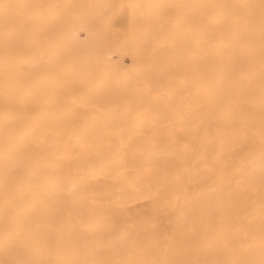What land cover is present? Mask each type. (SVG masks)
Returning a JSON list of instances; mask_svg holds the SVG:
<instances>
[{"label": "bare ground", "instance_id": "1", "mask_svg": "<svg viewBox=\"0 0 264 264\" xmlns=\"http://www.w3.org/2000/svg\"><path fill=\"white\" fill-rule=\"evenodd\" d=\"M36 1L40 0H0V197H2V200L0 199L2 206L0 205V207H3L1 208L4 210L3 212L6 211L4 207H10L13 211V216L12 214L10 216L9 209L7 211L9 216L4 215L5 217H3L2 215V218L0 217V244L13 243L10 248L4 245L6 249H38L43 253H49L52 249H56L59 257L56 258L58 260L55 262H60L59 264H264V0L189 1V3L193 2V7L189 10H194L195 22H193V26L190 23L192 21L189 19L188 25L190 23V27L194 28L195 38L193 40L195 39L196 46L193 42L192 44L196 47V52L200 54V57H196L198 63L195 66L197 70L194 80L195 91H193L195 96L191 97V102L185 100L186 103L184 102L185 104L180 106L181 103L177 101V97L165 96L163 95L164 92L163 94L160 93L159 96L162 94L165 97L163 99L164 103H160L158 99L159 104L162 105V109L165 108L170 114L165 111L166 113L164 115L160 113L158 118L161 119V116H163L168 121L159 119L156 122L147 120L139 123L140 120H137L132 125L127 123L124 126L122 124L121 128L116 126H114L116 128H105L103 126L99 129V132L105 135L99 137H90L86 134L83 136L84 133L95 132V130L88 129L90 125L70 129L67 124L57 120L61 114L59 111H53L52 107V109L46 108V111L45 109L42 110L45 112L40 111L42 113L36 111L33 107L36 88L49 84V82L46 84V79V81L39 79L35 82L38 77L35 74H39L33 71V68H36V66H33V63L35 64L33 62L34 51L35 53H41V50L38 49L46 43L45 37L48 35V33L43 34V23L33 13V3ZM60 1H58V4L62 3ZM166 1L172 2L171 0ZM185 1L183 0V5L188 3V0ZM66 2L68 1L66 0ZM81 2L84 3L82 0ZM80 3L78 4L80 5ZM96 3L98 4V2ZM58 4L57 8L60 6ZM64 4L66 5V3ZM69 4L71 5L72 2H69ZM53 5H56L55 2ZM70 5L68 6L70 7ZM111 5L113 6L112 3ZM176 5L178 6V4ZM179 5L183 7L182 3ZM186 5L185 8L188 9L189 6ZM68 6L58 8V10L62 13ZM101 6L104 7V5ZM173 6H175L174 2ZM173 6H170L171 11ZM180 6L176 9H179ZM71 8V11H73V7ZM161 8V6L158 8L159 12ZM155 9L154 14H156ZM187 9L184 12L188 11ZM46 12L45 10L44 13ZM159 12L157 14H160ZM48 16L47 13L46 17ZM155 16L151 18L155 19ZM173 16L175 15L173 14ZM162 17L160 15V18ZM151 18H148L147 21L151 20L150 22L153 23L154 20L152 21ZM188 18H193V14L192 17ZM87 20L85 19V22ZM99 21L97 20L98 23H96L101 24V21ZM183 21L185 22V18ZM78 22L83 23L82 25L85 27L83 21ZM158 22L160 21L155 22V25ZM166 23L168 25V22ZM100 24L99 30H101L100 28L104 23ZM146 24L148 29L149 23ZM145 25L143 24L141 27ZM49 26H51V23ZM78 26V28H82L81 25ZM141 27L139 28L140 31L144 32V28L141 29ZM55 28L52 30H56V33L53 32L54 34H58L62 30ZM117 28L119 29L118 26ZM180 30V28L176 30L177 33ZM96 31L94 32L97 35L98 30ZM191 31L193 34V30ZM105 32L109 38H107V41L111 40L110 31L109 35L107 31ZM54 34L53 36H55ZM91 34H93L92 31ZM130 34L132 33L130 32ZM153 35L157 37V34ZM66 37H68V34L63 39ZM112 37L114 36L112 35ZM37 38L39 41L43 40V44L37 50H33ZM59 38H62L61 35H59ZM68 38L74 39L70 36ZM187 38L188 35L186 34V38L185 36L179 37L178 41ZM50 39L49 43L58 38L55 36L52 41ZM92 40L94 41V39ZM188 40L187 43L190 41ZM86 41H88L86 38L85 41L82 40V42L88 44L89 42ZM74 42L79 46L82 44V42L78 44L77 39ZM85 44L84 47H86ZM114 46L116 47V44H113ZM72 48L70 47L69 50L71 51ZM75 48L79 50L78 47ZM85 50L86 48H82L83 53ZM40 53L39 56L42 55ZM80 53H82L81 47ZM80 53L77 59H82L79 58L83 57L80 56ZM85 53L84 58L86 59L88 51L86 50ZM72 54L70 53V56H74V52ZM96 54L98 53H94L93 56ZM51 55L52 53H50ZM76 55L77 53H75ZM176 55L179 56V54ZM60 56L59 59L65 62L66 55L63 56L65 59H62L61 53ZM70 58L71 61L72 58ZM89 58V64L93 60L95 61L94 58ZM113 58L114 63L120 62L119 57ZM39 59H41V56ZM53 59L51 58L54 62L56 56ZM48 60L46 57V63L49 62ZM110 61L112 60L110 59ZM68 62L66 60V63ZM101 62L99 61V63ZM99 63L98 65H100ZM45 65L43 66L45 67ZM83 66H81V69ZM44 67L43 69H45ZM47 67L49 68V64ZM47 67L45 70L48 72ZM175 68L174 70L171 69L173 74ZM119 69L122 70L123 68ZM91 71H89L90 74ZM98 71L100 73V70ZM123 71L126 72V70ZM146 71L144 70L143 74ZM121 73L117 74L118 78H121V76L123 78ZM152 73L150 70V74ZM170 73H168V76ZM58 74L53 77L58 78ZM103 74L101 77H103ZM134 74L139 76L135 71ZM154 74L151 76L156 77ZM160 75L163 77V72ZM85 77V79L82 77L83 81L87 79L88 75ZM128 77L132 78V74L127 75V79ZM182 77L184 78V76ZM122 78L121 80L125 77ZM154 78L152 81L155 84L156 81L154 80H158V78ZM74 79V83L79 80L73 77ZM88 79L86 84L93 85L90 84V80L87 83ZM135 80L138 81L137 78H134V82ZM173 80L175 81V79ZM142 81L145 84L148 82ZM163 81L165 80L163 79ZM187 81L189 80H183L184 84ZM120 82V85L117 83V86L113 85L115 86L114 88L112 86L113 89L108 87L110 88L109 94L117 88L116 91L114 90L116 94L114 96L117 99L120 97L119 95L123 94H119V91H123L118 90V86H121L122 89V82ZM95 84L97 85L96 82ZM174 84L176 83L173 82L172 85ZM65 85L67 86V83ZM76 85L78 87V84ZM185 85L188 87L187 84ZM48 86L52 88V85L49 84ZM147 86L145 85L143 88ZM177 86L180 87V85ZM135 87L139 88L140 86L134 85L132 90L137 89ZM176 87H173V89ZM70 89L64 91L62 89V91L59 90L61 92H58L62 94V92L71 91ZM176 89L173 91H176ZM73 90L79 91L78 89ZM182 90L184 91V89ZM80 91V93H83L82 96L88 95L87 93L85 95V91ZM106 91L104 94L107 93ZM169 91L172 92L171 90L167 92L169 93ZM183 91L181 92L183 93ZM189 91L185 90V94ZM68 92L66 94L70 93L69 96H72L73 93ZM93 92L92 90L91 96H93ZM128 92H125L126 96H128L127 94L130 96L134 94V91H132L133 94ZM157 92L159 93V90L154 93L157 94ZM135 93L138 92L135 91ZM182 93L180 94L182 95ZM38 94L41 95L37 92V96ZM180 94L178 93V95ZM44 95L46 94L43 93ZM98 96L101 95L97 94L96 97L98 98ZM112 96L113 93L108 97L112 98ZM94 97L88 99L93 102L94 99H97ZM59 100L61 99L56 101ZM73 100L76 101V99ZM103 100L105 101V99H102L100 103ZM41 102L45 101L41 100ZM107 102L104 103L107 104ZM76 103L74 104L76 105ZM78 104L82 105L79 102ZM131 106L135 107L133 104L123 107L125 110H130ZM153 106L151 107L153 108ZM56 108L58 107L56 106L55 110ZM120 108L121 106H119L118 111H116L117 109L114 111L121 114L119 113ZM159 109H161V106ZM181 110L185 112L190 110V116L188 113V115L185 113V116L190 117L191 120H181L180 118L184 117ZM148 113L146 115L145 113L133 114L131 112L136 119L149 117ZM105 115L107 117V114L103 116L105 117ZM67 116L69 115L67 114ZM103 116L101 113V119L104 118ZM112 116L109 115V118L116 119L118 115L116 117ZM156 116L153 115V119H156ZM120 117L122 120L123 115ZM171 117H175V120L178 117L181 121H174ZM81 118L77 119L79 123L91 125L96 123L110 124L106 122L109 118H106L107 120L104 118L105 122H98L94 119L93 121L84 122L85 119ZM69 119L71 120V118ZM80 119L82 122H80ZM147 123L149 126L152 124V127H154L150 130L142 128ZM155 132L166 134V136L160 137L161 134H159V137L144 136V134ZM132 133L143 134V136H131ZM187 133L188 136H181V134ZM42 134L45 135L42 136ZM50 134L53 136H49ZM95 134L93 133V135ZM15 171H19L21 174H16ZM22 179L23 182L19 183L18 181ZM132 202H145L151 204L152 207L147 208L145 206L147 212H149V216L145 215L147 218L141 217L143 220H137L136 218L133 220L134 216H132V219L128 215L127 219L132 220L125 223L127 219L124 220L118 217L117 214H128L130 208L125 205ZM65 203L74 206L72 205L73 207L70 209V207L67 208ZM63 204L66 209L72 210V213L71 216L69 212L65 218L63 216L59 219L57 215L61 209L60 206ZM106 204H115L118 207L107 208L102 206ZM140 207L135 208L136 213L137 208L139 210ZM66 209L64 211L68 213ZM142 211L140 209L139 212ZM131 212L133 211L131 210ZM137 214L142 215L141 213ZM60 249H66V251ZM67 249H73L74 252L70 250L73 255L66 254ZM99 249H106L104 256L95 255L99 252ZM19 250H15V252H19ZM15 252L12 253L15 254ZM92 252L95 253L94 258L87 259L86 253H90L92 256ZM7 254L8 252L4 255ZM21 255L25 259L24 254ZM14 256H10V258ZM33 257L32 259H34ZM50 257L53 258V256ZM36 258H39V260H33V264H47L49 262L46 260L43 262V258L41 257L42 260H40V256H36ZM14 260L12 261L14 262ZM52 260L50 261L52 262ZM51 262L48 264H52Z\"/></svg>", "mask_w": 264, "mask_h": 264}, {"label": "rangeland", "instance_id": "2", "mask_svg": "<svg viewBox=\"0 0 264 264\" xmlns=\"http://www.w3.org/2000/svg\"><path fill=\"white\" fill-rule=\"evenodd\" d=\"M52 1V0H51ZM50 0H40V1H36V2H34L33 3V13H35V16L37 17V18H39L40 20H41V23H43V34L44 33H48V35H47V37H45L46 38V43H44V45L46 46H44V45H42L43 44V40L42 41H39V39L37 40V39H35V40H37L36 42H35V40L33 41V44H34V42L36 43V44H34L33 45V47H35V48H33V50H37L41 45V47H40V49H38L39 51L41 50V53L40 54H42V55H40L41 56V59L43 60V61H40L41 59H39L40 58V56H39V53H35V51H34V56H33V62H35V64L33 63V66L35 67L36 66V68L34 69L33 68V71H35L37 74H39V75H36L35 74V76H38L36 79H35V82L36 81H38L39 79L41 80V79H43V80H47V83L46 84H48V82H49V84L50 85H52V88H51V86H48V85H41V86H39V87H37L36 89V93H35V96H34V99H35V97L37 96V92H39V93H41V95L40 94H38V96L37 97H39V98H37L36 97V99L34 100L33 99V107H34V109L36 110V111H38V112H40V111H42V110H44L45 109V111H46V108H53L54 110L53 111H59V113L61 114V116H59V118L57 119V120H60L61 121V123H65V124H67V127H69L70 129H76L77 127H82V126H85V125H90V127L88 128V129H90V130H95V132H90V133H84V135L83 136H85V134L86 135H88V136H90V137H96V136H104L102 133H100L99 132V129L100 128H103V126L105 127V128H111V127H113V128H116V127H120L122 124L124 125V126H126L127 125V123H130L131 125L133 124V122H135V121H137V120H140L139 121V123H142V122H146L147 120H149L150 122L151 121H153V122H156L157 120H159L160 118H158V117H160V113H161V115L163 114H165L166 112H168L169 113V111H167V110H165V108L164 109H162V105L161 104H159V101H158V99L160 100V103H164V97L165 96H167V95H170V96H175V97H177L176 99H177V101H179V103H181V104H179L180 106L182 105H184L185 103H186V101L185 100H188V101H190L191 102V97L194 95L195 96V94H194V92L193 91H195V77H196V67L195 66H197V63L198 62H196V61H198L197 59H196V57H200V54H198L197 52H196V45H195V39L193 40V38H195V32H194V28H192V26L190 27V25L192 24H194L193 22H195L194 21V17H195V15H194V10L192 9V11L191 10H189L190 8H192L193 7V2L191 3H189V1H191V0H188V3H186V4H188V5H186V6H189V8L187 9V7L185 8V5H183L184 4V2H183V0H171L172 2H167L166 0H92V1H88V0H82L84 3H82L81 2V0H71V1H69V0H67L68 2H66V0H53L52 2H51ZM57 1V2H56ZM58 1H60V2H62L61 4H58ZM111 1V2H110ZM185 1V0H184ZM44 2V3H43ZM55 2V4L56 5H53V3ZM59 2V3H60ZM69 2H72V4L71 5H73V6H71L70 4H69ZM82 4H81V3ZM87 2V4H85ZM93 2V4L91 5V3ZM96 2H98V4L96 3ZM128 2V3H127ZM134 2V3H133ZM173 2H174V4H175V6H173ZM185 2H187V0L185 1ZM64 3H66V5L64 4ZM74 3H76V5H74ZM78 3H80V5L78 4ZM97 4V6H96V4ZM111 3L113 4V6L111 5ZM131 5H130V4ZM180 3H182V5H183V7H181L179 4ZM47 4V5H46ZM57 4L58 5H60L58 8H61V7H66V6H68V5H70V7L68 6L66 9H68V10H70V11H68V10H63L62 11V13H61V11L60 10H58V8L56 7L57 6ZM99 4H100V7H99ZM109 4V5H108ZM176 4H178V6L176 5ZM192 4V6H190ZM86 5V6H85ZM101 5H104V7L103 6H101ZM106 5V6H105ZM111 5V6H110ZM121 5H122V8H121ZM173 6V8H172V11L170 10V6ZM78 6H80V7H78ZM96 6V7H95ZM110 6V7H109ZM160 6L163 8H161L160 9V12L158 11L159 9L158 8H160ZM180 6V8H182L183 9V11H182V9H181V11L180 12H178L179 11V9H176V8H178ZM71 7H73V11H71L72 10V8ZM92 7H93V9H92ZM98 7V8H97ZM164 7H167V8H164ZM169 7V8H168ZM46 8V9H45ZM70 8V9H69ZM75 8V9H74ZM78 8H80L79 10H78ZM95 8H97V9H99V10H97V9H95ZM154 8H156L155 10H156V14H154L153 12H155L154 11ZM174 8H175V10H174ZM185 8V9H184ZM52 9V10H51ZM53 9H54V12H53ZM63 9V8H62ZM82 9V10H81ZM84 9H87V10H84ZM96 11H95V10ZM119 9V10H118ZM188 10V11H185L184 12V10ZM47 11L46 13H44V11ZM50 10V11H49ZM75 10V11H74ZM117 10V11H116ZM170 10V11H169ZM130 11H131V14H130ZM167 11V12H166ZM53 12V13H52ZM116 14H115V13ZM138 12V13H137ZM145 12H146V14H145ZM160 13V14H157V13ZM163 12V13H162ZM165 12V13H164ZM47 13H48V17H46L47 16ZM97 13H98V15H97ZM100 13V14H99ZM150 13V14H149ZM175 15V16H173V14ZM185 13H189V14H186L185 15ZM112 14H114V15H112ZM166 14V15H165ZM181 14H183V15H181ZM192 14H193V18H188V17H192ZM46 15V16H45ZM89 15H90V17H89ZM101 15V16H100ZM110 15H112V16H110ZM132 15V16H131ZM154 15H156L155 16V19L157 20V21H160V22H158V23H156V25H155V22H157L155 19H152L151 17H153ZM158 15V16H157ZM160 15H161V17L162 18H160ZM165 15V16H164ZM181 17H180V16ZM191 15V16H190ZM39 16V17H38ZM99 16V17H98ZM171 16H173V18H171ZM179 16V17H178ZM50 17V18H49ZM86 17V18H85ZM89 17V18H88ZM96 17H98L99 19H101L100 21H101V24H103L104 23V25H102V28H100L101 30H99L98 28L99 27H101V26H99V24H97L98 22H97V20L99 21V19L98 18H96ZM102 17V18H101ZM110 17V18H109ZM157 17V18H156ZM158 17H159V20H158ZM43 18H44V20H43ZM87 18H88V20H87ZM92 20H91V19ZM151 18L152 19V21L154 20V22L152 23V22H148L147 20H149V19ZM180 18V19H179ZM184 18H185V22L183 21L184 20ZM187 18V19H186ZM85 19L87 20L86 22H85ZM103 19V20H102ZM108 19H110L109 21H108ZM130 19V20H129ZM142 19H143V21H142ZM177 19V20H176ZM191 20L192 22H190L189 23V25H188V20ZM53 20V21H52ZM62 20V21H61ZM70 20V21H69ZM73 20V21H72ZM172 20V21H171ZM180 20H181V22H180ZM43 21V22H42ZM49 21H50V23H51V26H49L50 25V23H49ZM52 21V22H51ZM71 21L73 22L72 24H71ZM78 21H83L84 22V26L85 27H83V23H80V22H78ZM99 21V22H100ZM128 21H130V22H128ZM168 22V25H167V23L166 22ZM175 21V22H174ZM46 22H48V23H46ZM97 22V23H96ZM103 22V23H102ZM107 22V23H106ZM109 22V23H108ZM133 22V23H132ZM143 22V23H142ZM58 23V24H57ZM80 23V24H79ZM130 23V24H129ZM146 23H149L148 25V29H147V24ZM177 25H175V24ZM177 23H179L180 25H178ZM46 24H48V25H46ZM53 24V25H52ZM100 24V25H101ZM143 24L146 26V28H144V27H141V26H143ZM186 24V25H185ZM41 25V24H40ZM55 25V26H54ZM78 25H81L80 27H82V28H78L79 26ZM97 25V26H96ZM111 27H109V26ZM158 25V26H157ZM185 25V26H184ZM42 26V25H41ZM47 26V27H46ZM53 26V27H52ZM94 26H96L95 28H96V30H98V33H97V35L95 34V32L94 31H96V30H94L95 28H94ZM116 26V27H115ZM117 26L119 27V29L117 28ZM151 26V27H150ZM155 26V27H154ZM179 26V27H178ZM194 26V25H193ZM56 27V28H55ZM77 27V28H76ZM112 27H115L114 29L112 28ZM141 27V29H143V31L144 32H141L140 31V28ZM168 27V28H167ZM173 27V28H172ZM175 27V28H174ZM47 28V29H46ZM58 29V30H60V29H62V30H60L59 32H58V30H57V32H58V34H54L53 32H55V31H52L53 29ZM94 28V29H93ZM103 28H104V30H103ZM109 28V29H108ZM157 28V29H156ZM181 29L178 33H177V31L176 30H178V29ZM76 29V30H75ZM121 29V30H120ZM156 29V30H155ZM159 29V30H158ZM174 31H173V30ZM50 32H49V31ZM66 30V31H65ZM86 30H87V35H86ZM102 30H103V32H102ZM126 30H128L126 33H125V31ZM171 30V31H170ZM191 30H193V34H192V31ZM77 31H78V33H77ZM91 31H92V33L96 36V37H98L97 39H96V37L93 35V34H91ZM105 31H107V33H108V35L110 34V37H111V40L113 41H111V40H109V41H107V36H106V32ZM109 31H110V33H109ZM117 31V32H116ZM146 31V32H145ZM173 31V32H172ZM182 31H183V33H182ZM190 31H191V34H190ZM61 32V33H60ZM97 32V31H96ZM114 32H116V33H114ZM129 32V33H128ZM130 32L132 33V34H130ZM172 32V33H171ZM51 33V34H50ZM56 36V38H58V39H54L55 41H53V42H50V43H52V44H50L49 43V39H50V41H52L53 40V38H55V36H53V34ZM56 33V32H55ZM63 33V34H62ZM100 33H102L101 35H100ZM112 33H114V34H112ZM151 33H153V34H157V37H154V36H156V35H153V34H151ZM190 35H189V34ZM67 34H68V37L70 36V37H73L74 39H70V38H68V37H66L65 39H63V37H65V36H67ZM98 34H99V36H98ZM129 34V35H128ZM150 34V35H149ZM174 34H177L176 36L174 35ZM179 34H180V36H179ZM184 34V35H183ZM186 34L188 35V38L187 39H189L190 40V36H191V40H193V41H189L188 43H190V44H188L187 43V39H182V40H184L183 42H180V41H182V40H180V41H178V39H179V37L181 38V37H184L185 36V38H186ZM59 35H61V37L62 38H59ZM79 37H78V36ZM112 35L114 36V37H112ZM117 35V36H116ZM149 35V36H148ZM86 36V37H85ZM148 36V37H147ZM153 36V37H152ZM83 37V38H82ZM126 37V38H125ZM128 37V38H127ZM152 38V40H151V38ZM178 37V38H177ZM48 38V39H47ZM85 38L88 40V41H86L88 44H85L84 42H82V40L83 41H85ZM113 38H115V39H113ZM123 38V39H122ZM153 38H155V39H153ZM76 39H77V43L79 44L80 42H82V44L84 43L85 44V46L86 47H84V44H83V46H82V44L79 46V45H77L74 41H76ZM92 39H94V41L92 40ZM109 39V38H108ZM122 39V40H121ZM158 39V40H157ZM40 40H41V38H40ZM79 40V41H78ZM91 40V41H90ZM139 40H142L141 42L139 41ZM160 40V41H159ZM56 41H57V43H56ZM115 41V42H114ZM117 41H120V42H117ZM143 41H144V43H143ZM152 41V42H151ZM185 41H186V43H185ZM40 42V43H39ZM59 42V43H58ZM63 42V43H62ZM90 42H92V44H90ZM141 43V44H139V43ZM160 42V43H159ZM164 43V45H163V43ZM192 42L194 43V45L195 46H193V44H192ZM49 43V44H48ZM72 43H74V44H72ZM182 43H183V45H182ZM58 44H60V45H58ZM113 44L115 45L116 44V47L114 46L113 47ZM192 44V45H191ZM73 45V46H72ZM74 45H75V47H78L79 48V50L77 49V48H75L74 47ZM60 46V47H59ZM68 46H69V48L71 47H74V48H72L71 49V51L69 50V48H68ZM156 48H155V47ZM160 46V47H159ZM185 46H188V47H185ZM68 49H67V48ZM80 47H81V52L82 53H80ZM113 47V48H112ZM82 48L83 49H85L86 48V50L88 51V53H87V55H88V57L85 59L84 58V56H85V52H86V50H85V52L83 53V51H82ZM114 48H116V49H114ZM65 49V50H64ZM129 49H130V51H129ZM62 50H64V51H62ZM67 50H69V51H67ZM107 50H109V51H107ZM116 52H114V51ZM127 52H126V51ZM44 51V52H43ZM57 53H56V52ZM171 51H173V52H171ZM53 52H54V54H53ZM72 52H74V56H72L73 54H72ZM80 53V56H83V57H79V58H82V59H77L78 57L77 56H79L78 54ZM91 52H93V54L94 53H98V54H96V55H94L93 56V54H91ZM44 53H47V54H44ZM50 53H52V55L50 56ZM56 53V54H55ZM60 53H61V55H62V59H65L63 56H65V57H67L66 58V60H67V62L68 63H66V60H65V62L64 61H62V60H60L59 58H61V56H60ZM68 53H69V55H68ZM70 53L72 54L71 56H70ZM75 53H77V55L75 56ZM101 53V54H100ZM120 53V54H119ZM128 53V54H127ZM184 53V54H183ZM36 54H37V56H36ZM64 54V55H63ZM83 54V55H82ZM90 54V55H89ZM116 54V55H115ZM137 54V55H136ZM139 54V55H138ZM176 54H179V56L178 55H176ZM183 54V55H182ZM45 57H44V56ZM48 55V56H47ZM92 55V56H91ZM109 55H110V57H109ZM117 55H118V57H119V59H120V62L118 61H116L115 60V62H117V63H114V58L113 57H115V58H118L117 57ZM120 55V56H119ZM135 55V56H134ZM55 56H56V59H55ZM96 56V57H95ZM122 56H125L124 58H121ZM140 56V57H139ZM177 56V58H175ZM184 56V57H183ZM46 57H47V60L50 58V60H48L49 62H47L46 63ZM72 59H71V58ZM94 58L95 59V61L93 62L92 61V63L91 64H89L90 62H89V60H88V58ZM101 57V59H102V62H101V59H99L98 60V58H100ZM181 57V58H180ZM51 58L54 60V62L51 60ZM58 58V59H57ZM69 58L71 59V61L69 60ZM89 58V59H90ZM103 58H105V59H103ZM113 58V59H112ZM137 58H138V60H137ZM180 58V59H179ZM110 59L112 60V61H110ZM119 59H117V60H119ZM35 60V61H34ZM40 62H39V61ZM57 60V62H55ZM87 60H88V62H87ZM105 60H106V63H105ZM110 61V62H108V61ZM135 60H137V61H135ZM162 60H164V61H162ZM36 61H37V63H36ZM61 61H62V63H61ZM76 61H78V62H76ZM85 61H86V63H85ZM98 61V62H97ZM99 61L101 62V63H99ZM134 61H135V64H134ZM178 61V62H177ZM194 61V62H193ZM52 62V63H51ZM60 62V63H59ZM72 62H73V64H72ZM84 62V63H83ZM108 62V63H107ZM46 65H45V64ZM57 63V64H56ZM98 63L100 64V65H98ZM110 63V64H109ZM113 63V64H112ZM177 63V64H176ZM45 65V67L43 66V65ZM48 64H49V68L47 67L48 66ZM50 64H52V65H50ZM63 64V65H62ZM69 64H70V67H69ZM88 65V66H85V65ZM115 64V65H114ZM118 64V65H117ZM40 67V65H41V67L40 68H37L38 66ZM55 65V66H54ZM60 65H62L61 67H60ZM65 65V66H64ZM67 65V66H66ZM84 65V66H83ZM105 65V66H104ZM107 65H108V67H107ZM131 67H130V66ZM134 65H135V67H134ZM136 65H137V67H136ZM81 66H83L82 67V69H81ZM117 66H119V68H123L122 70L121 69H119V68H117ZM43 67L46 69V67H47V69L49 70V71H51L50 73H48L47 72V70H45V69H43ZM63 67H66V68H64L63 69ZM94 67V69L92 70V68ZM99 69H98V68ZM133 67V68H132ZM176 67V68H175ZM60 68V69H59ZM78 68H80V69H78ZM85 68V69H84ZM150 68V69H149ZM174 68H175V71H174V74H173V70H174ZM41 69V70H40ZM61 69H62V71H61ZM100 70V73H101V71H103L102 73H104L103 74V77H101V75H102V73L100 74V73H98L99 71L98 70ZM119 69V70H118ZM129 70V72H128V70ZM133 69V70H132ZM171 69H173L172 71H171ZM45 70V71H44ZM79 70V71H78ZM92 70V71H91ZM123 70H126V72H124ZM144 70L146 71V75L145 74H143V72H144ZM150 70H151V73L152 72H154V73H152V74H150ZM154 70V71H153ZM42 71H44V73H42ZM82 71V72H81ZM89 71H91V74H90V72ZM96 71V72H95ZM134 71H135V73H137V74H139V76L138 75H135L134 74ZM176 71H177V73H176ZM181 73H180V72ZM34 72V73H35ZM41 72V73H40ZM45 72H46V74H45ZM58 74V72H59V74H58V78L57 77H53V76H57V74ZM77 72H79L78 73V75H76V73ZM122 72V73H121ZM162 72H163V77H162V75H160V74H162ZM166 72H168V73H170V72H172V73H170L169 74V76H168V73H166ZM108 73V74H107ZM119 73H121V75L123 74V78H122V76H121V78L124 80V82H123V80H121V78L119 79L117 76L119 75ZM148 73V74H147ZM88 75V77H89V79H88V77H87V79H88V82L87 83H89V80H90V84L92 83L93 85H88V84H86V81H87V79L86 80H84L83 81V79H82V77H84V79L86 78L85 76L86 75ZM99 74H100V76H99ZM116 74V75H115ZM118 74V75H117ZM129 74L131 75L132 74V78L131 77H128V79H127V75L129 76ZM156 75V77L155 76H151V75ZM159 74V75H158ZM115 75V76H114ZM150 75V76H149ZM164 75H166L167 77H165ZM175 75V76H174ZM77 76V77H76ZM80 76H81V78H80ZM134 76V77H133ZM141 76V77H140ZM147 76H149L150 77V80H149V77L147 78ZM161 76V77H160ZM174 76V77H173ZM180 76V77H179ZM182 76H184V78L182 77ZM61 79H60V78ZM73 77L74 78H77V79H79V80H76V82L74 83V81H75V79L73 80ZM113 78V80H112V78ZM140 77V78H139ZM155 77V78H154ZM166 79H165V78ZM93 78V79H92ZM101 78V80H99ZM115 78H118V79H115ZM130 78V79H129ZM134 78H137L138 79V81L137 80H135V82H134ZM153 78L154 79H156V78H158V80H154V81H156L155 82V84H154V82L152 81L153 80ZM171 78H172V80H171ZM48 79H51L50 81L48 80ZM64 79H66L65 81H64ZM67 79H68V81H67ZM70 79V80H69ZM72 79V80H71ZM115 79V80H114ZM144 80V81H148L146 84H145V82H143L142 80ZM160 79H162V81H163V79L165 80V81H160ZM173 79H175V81L173 80ZM45 80V81H46ZM98 80V81H97ZM112 80V81H111ZM117 80V81H116ZM122 82H120V81ZM126 80V81H125ZM170 80H171V82L173 81L174 83H176V84H174V85H172V83L170 82ZM183 80L185 81V80H189V81H187V82H185V84H187L188 85V87L184 84V82H183ZM62 81H64L63 83H62ZM113 81H115V82H113ZM151 81V82H150ZM69 82V83H68ZM95 82L97 83V85L95 84ZM111 82V83H110ZM119 82L122 84V89H121V86H118L119 88H118V90H123V91H119L120 93L119 94H121V93H123L122 95H119L118 94V92H117V96L119 97L118 99L117 98H115V96L114 95H116L115 94V91L117 90V88H115L114 90H112L115 86H117V84H119ZM157 82H159V83H157ZM170 82V83H169ZM190 84H189V83ZM65 83H67V86L65 85ZM101 85H100V84ZM115 83V84H114ZM117 83V84H116ZM169 83V84H168ZM76 84H78V87H77V85ZM165 84V85H164ZM192 84V85H191ZM62 85H64V86H62ZM113 85H115V86H113ZM120 85V84H119ZM134 85H138V87L139 88H137V87H135V88H137V89H135V90H132V89H134L133 87H134ZM145 85H148L146 88H143ZM170 85H172V86H170ZM176 85H180V87L182 86V88L180 89V87L179 86H177L176 87ZM185 85V86H184ZM190 85V86H189ZM194 85V86H193ZM44 86V87H43ZM62 86V87H61ZM68 87V88H66V87ZM73 86V87H72ZM92 88H94L95 89V87H98V88H96L95 90L94 89H92ZM94 86V87H93ZM102 86V87H101ZM112 86H113V88H112ZM143 86V87H142ZM193 86V87H192ZM60 88V89H58V91L59 90H61L62 91V89H63V91L66 89V90H68V89H70L71 91L73 90V89H75V90H79L78 92L77 91H69V92H71V93H73L72 94V96H69V92L68 91H65V92H62V94L61 93H59V92H61V91H56L57 89H55V88ZM105 87V88H104ZM108 87H110V88H112L111 90H112V93H113V96H112V98H114V99H112V98H109L108 96L109 95H112V93L111 94H109V92H110V88H108ZM173 87H176L175 89H176V91H173V90H175V89H173ZM187 89H186V88ZM33 88H35V87H33ZM73 88V89H72ZM80 88V89H79ZM86 89V90H88L87 92L84 90V89ZM102 88V89H101ZM91 89V90H90ZM182 89H184V91L182 90ZM194 89V90H193ZM80 90H82L83 92L85 91V95H86V93L91 97H89L88 95H86V96H82L83 95V93H80L81 91ZM89 90H90V92H89ZM92 90L95 92H93V96H91V93H92ZM106 90H108V91H106L107 93H105L106 94V96H105V94H104V92ZM134 91V94H133V92L132 91ZM139 90V91H138ZM159 90V93L157 92V94H155L154 92H156V91H158ZM162 90V91H161ZM164 90V91H163ZM166 90V91H165ZM168 90H171L172 92H170L169 91V93L167 92ZM183 91V93L180 91ZM185 90L186 91H188V90H190L188 93L186 92V94H185ZM132 92L131 94H133V95H129V94H127L128 96H126V93L125 92ZM135 91H137L138 93H135ZM161 91V92H160ZM66 92H68L69 94H66ZM77 92V93H76ZM128 92V93H129ZM154 94H153V93ZM163 92H164V94H163ZM176 92V94L174 95V93ZM43 93L44 94H46V95H44L43 96ZM90 93V94H89ZM143 93V95H141ZM160 93H162L163 95H165V96H163L162 94H161V96H159V94ZM166 93V94H165ZM178 93L180 94V93H182V95H184V96H186V95H188L187 97H182V95L180 94V95H178ZM82 94V95H81ZM98 94V95H101V96H98V98L96 97V95ZM107 94H108V96H107ZM153 95V97H152V95ZM189 94H190V98H189ZM61 95H62V97H61ZM80 95V96H79ZM157 95V96H156ZM47 96V97H46ZM95 96V97H94ZM116 96V97H117ZM144 96H146V97H144ZM58 98V99H61V100H64V101H61V100H59V101H56V100H58V99H56V98ZM92 97H94V98H97V99H94V100H96V101H94L93 100V102H92V100H90V99H92ZM101 97H103V98H100ZM133 97V98H132ZM156 97V98H155ZM42 98V99H41ZM69 98V99H68ZM72 98V99H71ZM85 98H90V99H85ZM110 100H109V99ZM143 98H147L148 99V101H147V99H143ZM152 98V99H151ZM47 99V100H46ZM66 99H68V100H66ZM73 99H76V101H74ZM86 100V101H84V100ZM102 99H105V101L107 102L108 100V102H107V104L106 103H104L105 101L103 100V105H101L102 103H100V101H102ZM108 99V100H107ZM113 101H112V100ZM134 99V100H133ZM182 99V100H181ZM38 100H40V101H38ZM41 100H43V101H45V102H41ZM49 100V101H48ZM66 100V101H65ZM72 100V101H71ZM77 100H78V102L79 103H81L82 105H84V106H82V105H80V104H78V102H77ZM97 100H98V102H97ZM136 100V101H135ZM153 100V101H152ZM155 100V101H154ZM157 100V101H156ZM53 101V102H52ZM54 101H56V102H54ZM138 101V102H137ZM36 102H38L37 104H36ZM77 102V103H76ZM90 102V103H89ZM96 102V103H95ZM110 102V103H109ZM121 102V103H120ZM151 102H152V105H151ZM154 102H156L155 104H154ZM185 102V103H184ZM49 103V104H48ZM53 103V104H52ZM74 103H76V105L74 104ZM100 103V104H99ZM125 103V104H124ZM133 104V106H135V107H132L131 106V109L130 110H125L124 109V107L123 106H126V105H132ZM158 103V104H157ZM89 104H91V105H88ZM92 104H93V106H92ZM99 104V105H98ZM87 105V106H86ZM153 106V108L151 107V106ZM161 106V109H159L160 108V106ZM58 107V108H56V110H55V107ZM92 106V107H91ZM119 106H121V108H120V110H119V113H121V114H118V112H115L114 110H116V111H118V109H119ZM158 106V107H157ZM164 106V105H163ZM97 107V108H96ZM51 108V109H52ZM61 108V109H60ZM63 108H66V109H63ZM70 108V109H69ZM99 108H100V110H99ZM158 108V109H157ZM112 109V110H111ZM75 110H77V111H75ZM110 111V112H106V111ZM159 110H160V112H159ZM45 111H42V112H45ZM73 111H75V112H73ZM80 111V112H79ZM87 112V113H85V112ZM91 112V113H89V112ZM121 111V112H120ZM166 111V112H165ZM42 112H40V113H42ZM84 112V113H83ZM95 112V113H94ZM96 112H98V113H96ZM100 112V113H99ZM103 112H106V113H103ZM131 112H133V114L134 113H145L146 115H147V112H149L148 114V116L149 117H145V118H140V119H136L132 114H131ZM151 112V113H150ZM163 112V113H162ZM101 113H102V116L104 115V114H107V117H106V115H105V119L106 118H109V115H113L114 116V114H115V116L114 117H116V115H118L117 117H116V119L115 118H109V120H105L104 118H102L101 119ZM110 113V114H109ZM114 113V114H113ZM157 114V116H156V114ZM181 113H182V115H184V117L182 116L180 119L182 120V119H190V117L188 118V116H185V113H186V115H188L189 114V116H190V114H191V111L189 110V111H187V112H185V111H183V110H181ZM188 113V114H187ZM67 114L69 115V116H67ZM88 114V115H87ZM170 114V113H169ZM93 115H95V117H93ZM97 115H99V116H97ZM121 115H123V117H122V120L120 119L121 117L120 116ZM153 115L154 116H156L155 118L156 119H153ZM159 115V116H158ZM112 116V117H113ZM127 116V117H126ZM130 116V117H129ZM67 117V118H66ZM80 117H82L81 119H85L84 120V122H86V121H93V119L94 120H96V121H103V122H107V123H110V124H98V123H96V124H93V125H91V124H84V123H79L78 122V120L77 119H79ZM99 117V118H98ZM119 117V118H118ZM126 119H125V118ZM163 116H161V119L160 120H165V121H168V119L166 120L164 117V119L162 118ZM187 117V118H186ZM63 118V119H62ZM66 118V121L64 120ZM68 118H71V120L69 119L68 120ZM174 121H177V120H180L178 117H177V120H175V117L173 118V117H171ZM35 119H37V117H35ZM80 119V122H82V120ZM115 119V120H114ZM119 119V120H118ZM64 120V121H63ZM75 120H77L76 122H75ZM145 120V121H144ZM170 120V119H169ZM180 120V121H181ZM191 120V119H190ZM149 121H148V123H149ZM132 122V123H131ZM125 123V124H124ZM148 123H147V125H148ZM70 125V126H69ZM143 126L142 128H145L146 130H150V128H153L152 127V124H150V126L148 125V126ZM114 126H116V127H114ZM122 127V126H121ZM120 127V128H121ZM129 127V126H128ZM163 127V126H162ZM148 128V129H147ZM156 128V127H155ZM93 133L95 134V135H93ZM159 134H161L160 135V137H163V136H166V134H162V133H148V134H144V136H150V137H159ZM40 135H41V133H40ZM45 135V134H44ZM43 134H42V136H44ZM116 135V134H115ZM114 135V136H115ZM143 136V134H138V133H132V135L131 136ZM189 134L187 133V134H181V136H188ZM49 136H53V135H49ZM107 136V135H106ZM19 171H15V173L16 174H21V172H19ZM25 173V172H24ZM19 183L20 182H23V179L22 180H19L18 181ZM0 199L2 200V197H0ZM0 200V205L2 206V201ZM4 201V200H3ZM70 203H65V205L67 206V208H69L70 207V209H72L71 207H73L74 205L73 204H70V206H68ZM73 205V206H72ZM118 205V204H117ZM66 206H64V204L63 205H61L60 207H61V209H60V211H59V213H58V215L57 216H59L58 218L59 219H61L63 216H64V218H65V216L66 215H68L69 214V212H70V216H71V213H72V210H69V209H66ZM99 207L101 206V205H98ZM102 206H104V207H107V208H116V207H118V206H116L115 204H106V205H102ZM115 206V207H114ZM119 206H121V205H119ZM126 207H128V208H130V210H129V213L127 214V213H124L123 215H122V213H120V214H117V213H114V214H117V216L118 217H120V218H123L124 220L125 219H127L128 218V215H129V217L130 218H132V216H134L132 219L133 220H135V218L137 219V220H141L142 218H147V216H149L148 214H149V212H147V208H151L152 206H151V204H149V203H145V202H132L131 204H128V205H125ZM141 206V207H140ZM147 208H146V207ZM57 207V206H56ZM63 207V208H62ZM65 207V208H64ZM75 207H76V205H75ZM74 207V208H75ZM136 207H140V209H141V211L142 212H139L140 211V209L138 210V208H137V213H141L142 215H139V214H137L136 213ZM1 208H3V207H0V217L2 218V215H3V217H5L4 215H6V217L7 216H9L8 214H9V212H8V214H7V211L9 210L10 211V216H11V214H12V216H13V211H12V208H8V207H4V209L6 210L5 212H3L4 210L3 209H1ZM78 208V207H77ZM66 209V211L68 212V213H66L64 210ZM2 210V211H1ZM131 210L133 211V212H131ZM11 211H12V213H11ZM61 211H63L62 213H63V215H62V213H61ZM130 212H131V214H130ZM126 214V215H125ZM145 215H147L146 217H145ZM140 216V217H139ZM61 217V218H60ZM142 217V218H141ZM67 218H69V217H67ZM130 218H129V220L127 219V220H125V223H129L131 220H130ZM138 218H140V219H138ZM143 220V219H142ZM7 247L8 246V248H10V246L12 247L13 246V243H5V244H3V245H1L0 244V264H6V263H8V264H33V260H39V258H36V256L37 257H39L40 256V260H42V258H43V262L46 260L48 263H50L51 261L50 260H52V264L54 263H56L55 261H57L58 259H56V258H58L59 256H58V252L56 251V249H52L51 251H49V253H50V255H49V253H43V252H41V251H39L38 249H6L5 248V246ZM3 246H4V248H3ZM3 248V249H2ZM3 250V251H2ZM6 251V253L8 252V257H6L4 254H6L5 253V251ZM15 250H19V252H15ZM25 250H26V252H25ZM58 250V249H57ZM60 250H65L66 251V249H60ZM68 250V252L66 253V254H70V255H73V254H71L72 252H74V250L73 249H67ZM70 250H72V252L70 251ZM77 250V249H76ZM4 253H2V252ZM70 251V252H69ZM12 252H15V254L14 253H12ZM23 253L24 254V257H25V259L23 258V257H21V256H23V255H21V254ZM106 253V249H99V252L97 253V254H95V253H91L92 254V256L90 255V253H86V256H87V259L88 258H91V257H93L94 258V254L95 255H98V256H102L103 254H105ZM89 254V255H88ZM14 256V257H11L10 258V256ZM21 255V256H20ZM43 255H44V257H43ZM47 255V256H46ZM49 255V256H48ZM3 256H4V258H3ZM20 256V257H19ZM34 256V257H33ZM47 257V259H46V257ZM50 256H53V258L52 257H50ZM104 256V255H103ZM27 257H30L31 258V260H30V258H28L27 259ZM32 257L34 258V259H32ZM42 257V258H41ZM50 257V258H49ZM73 257V256H72ZM6 258H8V259H6ZM16 258H18V259H16ZM11 261H10V260ZM13 259H15L14 260V262L12 261ZM28 261H27V260ZM56 259V260H55ZM4 260V261H3ZM7 260V261H6ZM2 261V262H1ZM25 261V262H24ZM4 262V263H3ZM47 263V264H48ZM60 262H58V263H56V264H59Z\"/></svg>", "mask_w": 264, "mask_h": 264}]
</instances>
